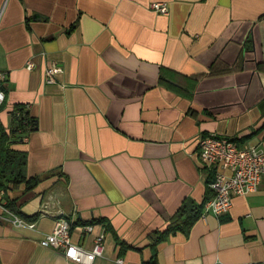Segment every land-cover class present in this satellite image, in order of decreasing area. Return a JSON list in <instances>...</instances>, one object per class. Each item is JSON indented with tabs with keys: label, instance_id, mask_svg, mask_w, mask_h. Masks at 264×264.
Wrapping results in <instances>:
<instances>
[{
	"label": "crops",
	"instance_id": "1",
	"mask_svg": "<svg viewBox=\"0 0 264 264\" xmlns=\"http://www.w3.org/2000/svg\"><path fill=\"white\" fill-rule=\"evenodd\" d=\"M0 71V123L24 106L13 146L46 175L0 190V264H80L39 244L60 216L76 243L104 235L92 264H264V176L216 215L197 155L207 132L264 149V0H0ZM188 201L198 217L153 254Z\"/></svg>",
	"mask_w": 264,
	"mask_h": 264
},
{
	"label": "built area",
	"instance_id": "2",
	"mask_svg": "<svg viewBox=\"0 0 264 264\" xmlns=\"http://www.w3.org/2000/svg\"><path fill=\"white\" fill-rule=\"evenodd\" d=\"M150 9L157 13H167L164 1H153ZM26 67L31 69L33 62L28 60ZM61 67L55 62L46 65L43 80L46 83L55 81ZM4 74L0 71V80ZM4 93L0 89V104ZM197 155L202 170L209 178L208 186L212 195L204 203V210L218 215L227 212L234 194H246L255 191L264 176V149L258 144H242L234 136L221 135L215 132L201 134L197 141ZM20 221V220H18ZM33 226V224H29ZM83 233L93 231L92 223L78 224ZM104 235L99 233L93 237L90 247L76 243L71 238V223L66 218L56 217L51 231L45 233L39 244L59 250L64 257L80 264H92L93 260L102 255ZM118 262L122 260L117 259Z\"/></svg>",
	"mask_w": 264,
	"mask_h": 264
},
{
	"label": "trees",
	"instance_id": "3",
	"mask_svg": "<svg viewBox=\"0 0 264 264\" xmlns=\"http://www.w3.org/2000/svg\"><path fill=\"white\" fill-rule=\"evenodd\" d=\"M163 79L164 75L161 73L160 80L163 81ZM168 85L172 86L171 84ZM24 109L23 105L17 104L11 110L13 117L16 118V124L11 125L9 130H5L0 123V190H5L9 187L18 188L21 185L26 191H29L36 187L39 181L46 176H28L26 174V152L13 146L20 138V136H15V131L34 128L33 120L27 116V112ZM208 181L209 178H207V183ZM12 203V200L9 201L6 207L14 213H19L13 207ZM199 212V206L190 201L184 202L172 218V225L170 224L162 231H154L151 233L150 238L152 239L153 254L156 252V244L158 241L165 239L167 234L176 228H180L186 232L198 217ZM180 218L182 219V224L178 225L177 221L181 220Z\"/></svg>",
	"mask_w": 264,
	"mask_h": 264
}]
</instances>
